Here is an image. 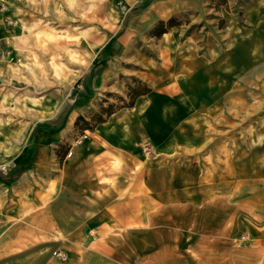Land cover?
Masks as SVG:
<instances>
[{
	"label": "rangeland",
	"instance_id": "rangeland-1",
	"mask_svg": "<svg viewBox=\"0 0 264 264\" xmlns=\"http://www.w3.org/2000/svg\"><path fill=\"white\" fill-rule=\"evenodd\" d=\"M9 3L15 24L0 41V171L13 176L26 162L39 124L60 128L65 140L52 143L42 163L0 178V264H80L86 248L57 242L66 217L55 225L51 210L71 191L65 178L79 172L67 166L79 148L68 155L86 130L132 108L162 124L159 111H167L168 130L206 133L210 149L182 158L230 175V232L215 239L208 217L174 214L162 217L165 223L155 214L150 230L117 229L98 250L120 264H264V0ZM160 21L166 33L157 35ZM200 87L206 94H181ZM217 88H226V97L201 109ZM135 146L150 161L179 156L155 152L152 140Z\"/></svg>",
	"mask_w": 264,
	"mask_h": 264
},
{
	"label": "crops",
	"instance_id": "crops-1",
	"mask_svg": "<svg viewBox=\"0 0 264 264\" xmlns=\"http://www.w3.org/2000/svg\"><path fill=\"white\" fill-rule=\"evenodd\" d=\"M7 2L10 5L9 0ZM11 14L9 10L7 16L13 19ZM10 27L4 24L0 15V41ZM155 108L151 107L150 113ZM133 109L113 114L95 132L85 131L89 138L76 146L79 148L77 156L67 164L79 169L76 173L80 174L65 178L71 191L64 195L63 205L58 202L51 209L57 216L55 225L64 226L63 234L55 235L57 242H63L62 246L66 247L86 248L81 252L80 264H120L98 249L106 246L117 229L130 235L150 230L157 220L153 218L155 214L160 216V222L165 223L167 220L162 217L174 214L178 217H208L214 226L209 231L215 239L230 232V175L226 170L218 174L201 171L199 161L182 158L185 153L210 149V143L203 139L206 133L196 126L168 130L167 111H159L165 120L162 124L161 119L151 120L147 113L133 112ZM60 140H65V133L60 128L39 124L27 151L26 162L20 167L28 168L37 161L41 149L45 154L52 143ZM147 140L154 142L155 152L157 148L161 150L160 154L171 156L177 152L179 156L151 161L144 159L135 145ZM116 157H120L119 164L114 163ZM204 200L208 201L207 207L196 208ZM62 215L66 217L64 223L60 222ZM57 242L53 245L57 246ZM91 248L97 250H88ZM38 263L34 260L31 264Z\"/></svg>",
	"mask_w": 264,
	"mask_h": 264
},
{
	"label": "bare ground",
	"instance_id": "bare-ground-1",
	"mask_svg": "<svg viewBox=\"0 0 264 264\" xmlns=\"http://www.w3.org/2000/svg\"><path fill=\"white\" fill-rule=\"evenodd\" d=\"M41 31H39V32H36L35 33V35H36V37L37 38H39L40 37V33ZM53 38V37H52ZM169 69H177V65H175V66H171ZM195 73V72H194ZM193 73V74H194ZM193 77V79H194V77H198V74L197 73H195L193 76H191V78ZM188 81H190V80H188ZM209 92V91H208ZM185 93H190L191 95L193 94H196V95H198V96H202V95H204V94H206L205 93V91L200 87V89L198 90V88L197 89H195L194 90V88H190V89H186V91H182L181 92V94H185ZM210 94H208V96L207 97H205V100H203V102L201 103L202 105H199V103L197 102L196 104L195 103H191L190 105L194 108V107H197V105H199L200 107H201V109H203L204 107H206V106H209L210 105V108L212 109L213 107H215V106H218L217 104H219V102H221L225 97H226V88H217V89H212V91L211 92H209ZM208 111H210L211 112V110L210 109H208ZM72 118V117H71ZM74 122V121H73ZM173 122V118L172 119H170L169 121H168V123H172ZM36 128V127H35ZM88 132L89 133H91V131H89L88 130ZM95 134V133H94ZM97 136V135H96ZM44 149H41L40 150V152H39V154H38V157H37V161H38V163H41L42 161H43V158H44V151H43ZM74 153H72L71 155H70V157L73 155ZM130 155V154H129ZM119 156V155H118ZM120 158V157H119ZM118 157H116L115 158V160H114V163H117V164H119L120 163V159H119ZM137 159V158H136ZM139 159H137V161H138ZM113 162V161H112ZM139 162V161H138ZM137 162V163H138ZM136 163V164H137ZM134 164V163H133ZM140 168V164L139 165H137V169H139ZM135 169V168H134ZM104 178V177H103ZM102 178V179H103ZM107 180H108V178H106ZM111 179V178H110ZM101 181H103V180H101ZM105 181V180H104Z\"/></svg>",
	"mask_w": 264,
	"mask_h": 264
},
{
	"label": "built area",
	"instance_id": "built-area-1",
	"mask_svg": "<svg viewBox=\"0 0 264 264\" xmlns=\"http://www.w3.org/2000/svg\"><path fill=\"white\" fill-rule=\"evenodd\" d=\"M8 10H9V6H8L7 0H0V15L3 18L4 24L7 26H11V25L15 24V21L12 18H10L9 16H7ZM88 138H89V135H88V133L85 132L84 135L80 139L76 140V142L72 145V148H71V151H70L68 157H70V155L73 153V149L75 146H79V145L83 144L84 140H86ZM142 146H143L142 147L143 152L146 154V156H151L152 155V148H151L150 144L145 143ZM58 256H60L63 259H66V256L63 253H59Z\"/></svg>",
	"mask_w": 264,
	"mask_h": 264
},
{
	"label": "trees",
	"instance_id": "trees-1",
	"mask_svg": "<svg viewBox=\"0 0 264 264\" xmlns=\"http://www.w3.org/2000/svg\"><path fill=\"white\" fill-rule=\"evenodd\" d=\"M164 26H166V23L164 21H160L159 24L155 27V31H158L160 29V32L157 33V35H161V34L166 33V29H165ZM168 26H173L171 24V20L169 21V25ZM143 94H145V93H141L140 95H143ZM23 167L24 166L20 167L19 171L13 176H8V175H6V174H4L3 172L0 171V178L5 179V180H11V179H13V178H15V177H17L19 175V173L23 169Z\"/></svg>",
	"mask_w": 264,
	"mask_h": 264
}]
</instances>
